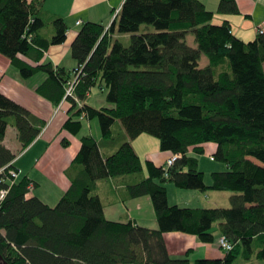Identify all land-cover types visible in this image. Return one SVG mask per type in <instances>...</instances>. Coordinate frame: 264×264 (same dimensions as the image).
Listing matches in <instances>:
<instances>
[{"label":"trees","instance_id":"1","mask_svg":"<svg viewBox=\"0 0 264 264\" xmlns=\"http://www.w3.org/2000/svg\"><path fill=\"white\" fill-rule=\"evenodd\" d=\"M43 2L0 0V54L22 79L46 74L35 90L52 104L70 101L66 129L78 132L80 120L73 118L82 114L97 118L104 142L118 147L104 154L93 135H83L72 161L70 186L54 206L27 197L32 183L25 176L10 186L0 182L8 186L0 207V263L256 264L249 262L252 256L264 260V32L243 41L231 32L229 21L211 22L214 13L200 0H124L107 28L85 21L75 34L70 50L81 72L74 95L64 98L74 71L40 60L50 45L65 42L68 28L53 14L54 34L42 37L48 24ZM217 11L239 12L236 0H220ZM143 24L153 25L154 31L140 32ZM114 32L130 34L129 45L113 39ZM188 32L196 47L187 43ZM202 55L206 66L200 65ZM99 82L109 106L80 103ZM10 118L22 149L37 138L44 123L0 92V167L11 163L8 168H15V155L3 145ZM116 122L124 131L121 138ZM144 133L158 139L161 151L181 154L168 176L163 166L146 161V178L127 186L131 198H151L157 228L108 220L93 193L99 180L141 173L130 140ZM209 141L216 144L212 158L227 164L226 170L211 172V186L204 183L197 158L189 154L204 153L203 144ZM168 182L178 188L227 191L230 206L170 205ZM216 222L233 245L222 258L192 263L169 254L165 233L194 234L209 243Z\"/></svg>","mask_w":264,"mask_h":264},{"label":"crops","instance_id":"2","mask_svg":"<svg viewBox=\"0 0 264 264\" xmlns=\"http://www.w3.org/2000/svg\"><path fill=\"white\" fill-rule=\"evenodd\" d=\"M31 1V0H28ZM124 0H44L43 8L46 13L43 19L48 23L41 31L42 37L50 38L54 34L51 25V16L56 14L63 18L67 25L65 42L61 44L50 45L44 50L40 62L51 61L53 65L62 67L70 74L77 68L78 62L71 55L70 46L75 34L85 21L99 22L104 27H108L114 19V14L120 9ZM204 2L206 8L214 13L211 22L222 23L229 21L231 32L243 41L252 40L257 34L258 29L264 32V0H236L239 12L236 14H221L217 11L219 0H200ZM112 33L113 39L119 37L127 38L123 33ZM30 64V59L22 56ZM21 57V58H22ZM207 63V61H206ZM204 63L202 66H206ZM264 67V65H263ZM46 74L37 72L29 78H21L17 69L10 63V60L0 54V92L10 99L16 101L20 106L26 107L31 114L43 121V127L37 138L26 146L21 148V143L17 138V129L13 126V118L9 119L6 126L3 145L6 146L15 155L13 159L14 167L19 170V177L25 176L32 183V188L28 191V196H37L49 206L57 204L61 195L67 191L71 180L69 179L72 168V161L75 154L80 149V138L83 135H93L100 145L101 152L104 154L112 153L116 147L105 143L102 139L100 126L93 124V119H87L84 114L74 120H80L81 127L78 132L66 129L64 123L71 115L72 104L68 100L62 99L57 105L52 104L47 98H44L36 92L37 85L45 79ZM103 93L95 91L96 87ZM82 104H88L95 108L109 106L106 102V91L100 82L91 87ZM99 93V94H98ZM79 106V105H78ZM77 106V107H78ZM115 129L119 137H123V129L116 122ZM68 144L63 145L62 141ZM130 144L138 154L142 171L140 174L127 175L125 177L104 178L99 180L93 193L101 199L103 204L104 216L108 220L127 222L131 220L135 225L143 227L157 228V219L152 208L151 198L148 195L136 196L131 198L128 193V184L136 183L140 178H146L148 168L146 161L153 165L163 166L164 162L173 153L161 151L158 139L144 133L133 140ZM204 154L209 156L215 152L216 144L209 141L203 144ZM189 154L198 157L194 152ZM201 155V154H199ZM252 160V159H251ZM256 163L259 161L253 159ZM226 164V163H225ZM214 167L210 174L204 173V183L211 186V172L227 169L226 166ZM214 165V164H213ZM199 166V165H198ZM200 169V168H199ZM167 200L170 205L185 207H223L229 203L231 193L227 191H217L209 189L208 191H199L196 189H185L177 187L171 182L166 185ZM218 228V227H217ZM218 230V229H217ZM220 235L218 231L217 237ZM166 247L169 254L173 257H187L193 263L195 259H214L222 258L224 252L219 248L218 243L210 244L200 241L194 234L184 232H174L164 234Z\"/></svg>","mask_w":264,"mask_h":264},{"label":"built area","instance_id":"3","mask_svg":"<svg viewBox=\"0 0 264 264\" xmlns=\"http://www.w3.org/2000/svg\"><path fill=\"white\" fill-rule=\"evenodd\" d=\"M117 12L114 14L116 16ZM114 16V17H115ZM259 32H263L262 29H258ZM81 72V67H77L76 69H74V73L73 76L69 79V81H67V86L65 89V97L67 98V96H73L74 93V88L76 86V81H77V77L79 75V73ZM181 156L180 153L177 154H172L170 157L167 158V160L164 162L163 165V172L165 176L167 175L168 169H170V167H172L174 164V162ZM11 163L6 164V166H2L0 167V182H8L9 186L14 184L16 182V180L19 178V170H16L15 168H8V166H10ZM32 188V184L29 185V189L31 190ZM7 189L8 186H6V188L1 187L0 186V207L2 205V200L5 198V196L7 195ZM218 246L219 248H221L223 250V252H228L230 250L233 249V245L232 242L230 241V239L228 237H226L225 235L223 236H219L218 239Z\"/></svg>","mask_w":264,"mask_h":264},{"label":"rangeland","instance_id":"4","mask_svg":"<svg viewBox=\"0 0 264 264\" xmlns=\"http://www.w3.org/2000/svg\"><path fill=\"white\" fill-rule=\"evenodd\" d=\"M220 1V0H219ZM150 31H154V27H153V25H142L141 27H140V32H150ZM139 32V33H140ZM121 34H123V33H121ZM121 34H119V35H121ZM128 35V37L127 38H123V37H119V39H120V41L122 42V44H124V46H128L129 45V43H130V34H127ZM186 40H187V43L188 44H190L192 47H196V44H195V41H194V36H193V34L191 33V32H188L187 33V36H186ZM206 61H207V58H206V56H204V55H202L201 56V58H200V60H199V62H200V65H203L204 63H206ZM223 69L225 70V71H228L229 70V65L228 64H225L224 65V67H223ZM97 90V92H99V93H103V91L104 90H100L99 89V87L97 86L96 88H95V91ZM98 93V94H99ZM106 93V92H105ZM93 124H95V126L97 125L98 126V128H99V124H98V121H97V118H94L93 119ZM150 135V134H149ZM152 136V135H151ZM152 137H154V136H152ZM155 138V137H154ZM197 157H198V159H199V167H198V169H199V171L201 170V171H205V173L208 175V174H210V171L214 168V167H212V166H215V165H217V166H219V167H221V166H224V164H225V162L224 161H217V160H215V159H213L212 158V156L210 155H208V154H204V153H202L201 155H196ZM214 164V165H213ZM225 166H226V164H225ZM212 168V169H211ZM221 170H225V169H221ZM220 170V171H221ZM217 171V170H216ZM167 184V183H166ZM165 184V185H166ZM209 190V189H208ZM208 190H206V191H208ZM228 206H230V204L227 202V205L226 206H224V207H228ZM213 229H212V232H213V236H214V241H212V242H210V244H214V243H218V239H219V236H222V234H220L218 237H217V235H218V226H217V222L216 223H214L213 224ZM224 236V235H223ZM253 258H252V260H250L249 262H254V263H256V264H264V260L263 259H258V258H255L254 256H252ZM237 262H241V259L240 260H238Z\"/></svg>","mask_w":264,"mask_h":264},{"label":"bare ground","instance_id":"5","mask_svg":"<svg viewBox=\"0 0 264 264\" xmlns=\"http://www.w3.org/2000/svg\"><path fill=\"white\" fill-rule=\"evenodd\" d=\"M78 67V66H77ZM218 231H219V229H218Z\"/></svg>","mask_w":264,"mask_h":264},{"label":"water","instance_id":"6","mask_svg":"<svg viewBox=\"0 0 264 264\" xmlns=\"http://www.w3.org/2000/svg\"><path fill=\"white\" fill-rule=\"evenodd\" d=\"M1 264V263H0Z\"/></svg>","mask_w":264,"mask_h":264}]
</instances>
